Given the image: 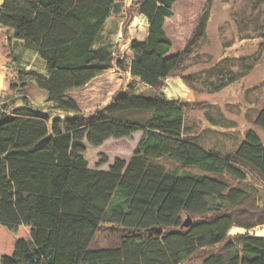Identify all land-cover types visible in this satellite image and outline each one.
<instances>
[{"label":"trees","instance_id":"1","mask_svg":"<svg viewBox=\"0 0 264 264\" xmlns=\"http://www.w3.org/2000/svg\"><path fill=\"white\" fill-rule=\"evenodd\" d=\"M178 1L2 0L0 27L21 81L12 88L25 91L34 83L48 106L35 107L25 94L15 107L0 100V225L31 231L0 264H183L200 252V264H264V235L253 232L264 227L260 135L249 129L226 152L207 147L188 126V102L160 88L206 36L207 13L186 50L172 54L165 26ZM136 16L147 34L131 41L127 68L115 59L117 42L121 19ZM110 23L116 42L105 32ZM29 49L43 71L34 68L33 56L27 57L32 69L21 64ZM257 59L226 58L201 78L184 76V83L219 92L248 76ZM112 69H126L150 94L132 84L106 109L84 115L71 92ZM254 122L264 132V104ZM135 133L141 137L128 161L118 158L108 169L101 167L106 160L90 165L88 146ZM103 227L117 240L94 247Z\"/></svg>","mask_w":264,"mask_h":264},{"label":"rangeland","instance_id":"2","mask_svg":"<svg viewBox=\"0 0 264 264\" xmlns=\"http://www.w3.org/2000/svg\"><path fill=\"white\" fill-rule=\"evenodd\" d=\"M206 13L209 15L206 36L197 46H193L194 50L184 67L162 83L161 91L168 98H180L188 102V126L207 147L216 146L223 152L230 151L242 140L249 129L255 130L264 142V132L254 122L259 109L264 104V37L261 33L264 28V0H179L174 7V16L167 20L165 26L167 35L173 42L172 54L186 50L199 19ZM129 19H121L125 26H121L123 32L119 33L120 41L117 42L115 55V59L123 61L126 67L132 53L131 41L143 40L147 34V26L141 18L136 16L131 21ZM115 28L116 23L113 25L110 23L105 32L116 42L118 37L115 35L117 33ZM4 30L0 27V100L7 104L15 102L12 104L15 107L21 103L16 100L25 94L28 96V101L35 107H47L46 92L34 83L28 84L25 91H15L12 88L11 82L18 84L14 88H21L19 86L21 81L18 74L19 68L16 65L18 61L13 59L12 53L10 54V40L8 33ZM18 46L19 52L24 50L22 44ZM24 52L26 63L21 64L32 69L31 64L27 62L29 61L27 57L33 56L34 68L43 71L41 58L36 59L31 49ZM24 52L19 54L23 55ZM15 53L18 54L17 50ZM243 55L258 58L254 69L248 76L224 90L209 92L208 88H202L200 82H196L195 89L184 83V76L192 75L194 80L201 78L200 73L213 64L226 58L232 59V57ZM132 84L139 87V92L150 94V89L130 78L126 69L121 72L112 69L94 79L86 87L71 92V95L78 101L84 115H94L106 109L118 92L127 90ZM211 120L216 121L217 126L213 125ZM140 137L141 133H135L120 139L112 138L99 147L88 146L87 158L90 165L97 167L106 160L101 167L108 169L109 165L118 158L128 161ZM162 162L169 166L174 165L166 159ZM239 230L245 231L234 228L232 233ZM253 232L264 235V227H259ZM30 237L29 228L22 227L18 232H11L0 225V259L3 255L13 253L18 238L29 239ZM115 240L117 237L110 232L109 228L103 227L97 234L93 246L106 247ZM218 249H209L207 252H215ZM200 253L193 255L183 264H200L204 258Z\"/></svg>","mask_w":264,"mask_h":264},{"label":"water","instance_id":"3","mask_svg":"<svg viewBox=\"0 0 264 264\" xmlns=\"http://www.w3.org/2000/svg\"><path fill=\"white\" fill-rule=\"evenodd\" d=\"M190 223H191V219L188 218V220H186V221L184 222V226L187 227V226H189ZM156 231H157L158 233H160V232L162 231V229H161V228H158Z\"/></svg>","mask_w":264,"mask_h":264}]
</instances>
